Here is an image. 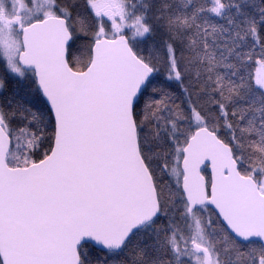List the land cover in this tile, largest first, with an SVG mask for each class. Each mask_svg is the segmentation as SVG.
Here are the masks:
<instances>
[{
	"label": "snow or ice",
	"instance_id": "6c2138e0",
	"mask_svg": "<svg viewBox=\"0 0 264 264\" xmlns=\"http://www.w3.org/2000/svg\"><path fill=\"white\" fill-rule=\"evenodd\" d=\"M0 264H264V0H0Z\"/></svg>",
	"mask_w": 264,
	"mask_h": 264
}]
</instances>
